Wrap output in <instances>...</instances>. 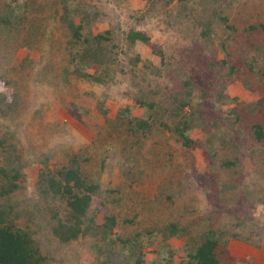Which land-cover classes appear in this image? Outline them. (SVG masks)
<instances>
[{
	"label": "trees",
	"instance_id": "1",
	"mask_svg": "<svg viewBox=\"0 0 264 264\" xmlns=\"http://www.w3.org/2000/svg\"><path fill=\"white\" fill-rule=\"evenodd\" d=\"M3 1L5 13L0 15L3 122L20 113L24 79L43 83L50 74L49 65H42L40 59L34 60L30 55L31 51L41 49L42 38L49 29L68 36L73 47H80L69 51L68 63L76 76L106 86L115 71L124 72L117 69L121 62L119 49L107 37L112 34L85 33L98 16L92 7L91 12L83 8V2L87 5L88 0H26L18 7H10L7 0ZM172 2L147 0L142 14L148 13L150 18L161 16L168 29L179 31V41L191 39L193 43L213 44L210 37L215 38L220 31L232 36L231 39L248 34L264 37V1L261 4V0H181V7L177 5L175 9L180 7L184 18L188 16L180 30L174 28L180 25L176 17L165 10L167 15L163 13ZM197 5L201 10L191 14ZM74 16H79L78 22ZM125 38L130 51L136 42H148L146 35L134 29ZM262 42L264 67V38ZM18 49H27L20 62L15 58ZM181 52L187 56L193 53L187 47ZM176 54L166 59L165 52H158L161 66L149 70V75L158 82L143 83V78H138L143 73H136L134 57L130 61L132 67L125 71L131 77L129 84L111 83L124 86L125 94L143 109L142 117L107 118V126L103 128L107 140L100 146L105 141L114 145L110 156L115 159L119 173L115 188L98 183L106 156L96 161L88 152L94 145L77 152L51 151L41 155L33 161L39 168L34 191L28 192L24 183L30 162L15 134L0 125V264H73L78 255L69 254L70 248L82 240H87L94 252L95 264H156L145 262L142 249L143 239L148 241L157 236L183 242L186 258L182 264H235L228 255L231 245L262 247L264 94L253 103L238 104L239 108L231 109L223 117L220 109L208 103V92L193 80L192 71L201 64L196 59L192 64L183 60L180 51ZM90 68L99 72L89 75L85 69ZM232 70L231 66L229 74ZM173 81L176 87L172 86ZM258 81L246 85L250 87ZM253 89L258 90L257 86ZM216 97L218 101L226 99L220 92H216ZM99 108L106 117L109 110L104 102ZM128 112L127 109L125 114ZM197 128L204 131L206 145L190 138ZM168 134L178 140L176 152L182 154L185 147L205 150L206 169L202 174L174 169L171 153L174 149ZM95 150L96 147L92 152ZM246 158L253 161L250 169L241 164ZM148 171L158 173L160 185L152 198L143 201L144 196L136 194L135 186ZM200 187L205 192L214 191L217 204L222 201L237 211L240 208V214L236 213L229 225L222 223L218 215L206 216L197 195ZM99 216L102 223L96 222ZM116 244L117 252L113 247ZM121 252H125L123 256Z\"/></svg>",
	"mask_w": 264,
	"mask_h": 264
},
{
	"label": "rangeland",
	"instance_id": "2",
	"mask_svg": "<svg viewBox=\"0 0 264 264\" xmlns=\"http://www.w3.org/2000/svg\"><path fill=\"white\" fill-rule=\"evenodd\" d=\"M25 1L7 0L10 7L21 6ZM172 1L168 8L163 9V13L165 15H167L166 13L173 14L176 20L180 22L179 27L177 25L174 28L180 30L184 27L183 23L187 20L188 15L184 18V13L180 10L181 0ZM263 1L261 0V4ZM3 2L0 0V15L5 13ZM146 2L147 0H88L87 5L83 2L84 9L89 10L92 7V11H96L98 15L91 21L85 33L89 36H95L104 31H109L112 35H107V37H110V40L112 38L111 42L114 41L117 49H119L117 54H119L121 62L117 69H123L124 72L115 71L112 74V80L106 86L92 83L74 74V68L69 65L68 60L70 52L80 47L70 45L68 43L69 37L64 34L52 32L49 29L42 38L41 49L31 51L32 59H40L42 65H49L50 74L46 82L43 83L26 77L23 81L25 85L21 86L20 91L22 104L19 115L13 119L4 120V122L0 119L1 128L6 127L15 134L22 146L24 157L30 162V166L25 171L24 183L28 192L34 191L33 184L39 168V165L33 161L39 159L41 155L51 151L77 152L94 145L96 150L92 152L94 148L92 147L88 152L94 156L96 161L106 156L104 169L98 183L100 186L108 188L117 186L119 173L114 162L115 159L110 156L113 153V142L105 141V145H100L104 140H107L106 135H103V128L107 126V118L114 120L118 116L132 118L143 115V109L135 105L130 95L125 94L124 86L117 87L111 84L114 82L129 84L131 77L125 71L132 67L130 61L134 57L137 58L135 71L136 73L142 71L143 74H138V78L142 77L143 83H145L144 80L158 82L155 76L149 75V70L161 66L159 51L167 54L166 59H170L171 56L174 57L177 51H180L179 57H183V60H189L190 64H192V60L196 59V62H199L201 66L192 71L193 80L200 89L208 92V103L220 109L223 117L227 116L231 109L239 108L238 104L246 101L253 103L262 97L261 94H264V72H262L264 70L262 56L264 37L261 34L257 37L248 34L242 38L235 36L231 39L232 36L228 37L226 32L220 31L215 35V38L210 37L213 44L193 43L191 39L190 42L189 40L179 41V31L177 33L168 29V26L161 20V16L150 18L148 13L146 16L142 14L147 8ZM177 5L180 7L175 9ZM195 10H201V6H195L191 14H194ZM262 15L264 22V13ZM74 20L78 22L79 16H74ZM132 29L146 35L148 42H136L132 47L134 49L130 51L127 49L125 37ZM186 47L192 49L193 53L188 56L184 52L182 54L181 51ZM122 51H126V53H120ZM26 52L27 49L17 50L15 54L17 62L25 58ZM176 57H178V53ZM231 66L233 70L229 74ZM64 69H66L65 72ZM85 70L89 75L99 72H95L93 68ZM254 81L258 82L253 83L254 85L250 87L246 85L248 82ZM171 84L176 87L174 81ZM253 86H257L258 90L253 89ZM216 92H220L226 99H219L218 101ZM102 102H104V107L109 110L106 117L99 108ZM127 109L129 112L125 114ZM224 129H227L226 125H224ZM167 136L174 149L171 152L174 169L177 168L178 171L187 169V172L196 171L202 174L206 169L203 159L205 150L185 147L181 154L176 152L178 149L176 136L175 140L174 136H169V134ZM190 138L206 145L207 141H205L204 131L201 128L193 130ZM163 147L166 149L165 142ZM241 164L244 169H250L254 165L249 158L242 159ZM159 185L160 176L158 173L148 171L135 186V192L144 196H140L141 200L147 201L156 193ZM206 192L202 187L198 188L197 191L206 216L218 215L222 223L229 225L238 215L236 213L240 214V208L237 211L231 204L225 205L222 201L217 204L216 198L218 196L214 191ZM96 222L102 223V217H97ZM143 240L142 252L146 263L182 264L186 258L181 240H163L161 236L148 241ZM113 247L116 252L119 250L117 244ZM228 251V255L233 258L235 264H264V242L259 249L235 243L229 247ZM124 253L121 252V255L123 256ZM69 254L78 255V260L74 261L73 264H95L94 252L89 248L87 240H82L70 248Z\"/></svg>",
	"mask_w": 264,
	"mask_h": 264
},
{
	"label": "crops",
	"instance_id": "3",
	"mask_svg": "<svg viewBox=\"0 0 264 264\" xmlns=\"http://www.w3.org/2000/svg\"><path fill=\"white\" fill-rule=\"evenodd\" d=\"M232 246V245H231Z\"/></svg>",
	"mask_w": 264,
	"mask_h": 264
}]
</instances>
